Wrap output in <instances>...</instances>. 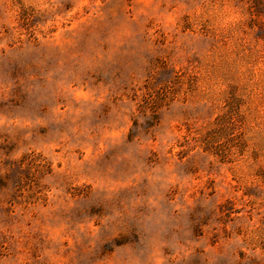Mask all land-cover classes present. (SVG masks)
I'll return each mask as SVG.
<instances>
[{
	"label": "rangeland",
	"instance_id": "1",
	"mask_svg": "<svg viewBox=\"0 0 264 264\" xmlns=\"http://www.w3.org/2000/svg\"><path fill=\"white\" fill-rule=\"evenodd\" d=\"M0 264H264V0H0Z\"/></svg>",
	"mask_w": 264,
	"mask_h": 264
},
{
	"label": "clouds",
	"instance_id": "2",
	"mask_svg": "<svg viewBox=\"0 0 264 264\" xmlns=\"http://www.w3.org/2000/svg\"><path fill=\"white\" fill-rule=\"evenodd\" d=\"M230 19H236V17L233 16V17H230Z\"/></svg>",
	"mask_w": 264,
	"mask_h": 264
}]
</instances>
